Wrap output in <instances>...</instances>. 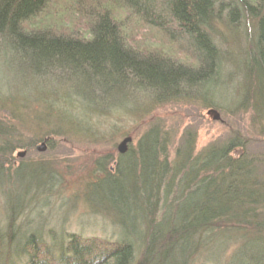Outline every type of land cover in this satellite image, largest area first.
I'll list each match as a JSON object with an SVG mask.
<instances>
[{
	"label": "trees",
	"instance_id": "16d2710c",
	"mask_svg": "<svg viewBox=\"0 0 264 264\" xmlns=\"http://www.w3.org/2000/svg\"><path fill=\"white\" fill-rule=\"evenodd\" d=\"M52 1L0 0V50L41 76L79 79L92 93L88 100L98 103L88 109V121L101 114L121 117L119 104L124 115L142 120L161 105L183 101L264 126V0H103L101 10L74 0L88 20L82 38L57 32L67 27L61 17L47 15ZM129 23L155 31L170 52L131 47ZM0 105L20 130L47 126L41 138L48 139L47 147L51 139L72 134L34 120L32 106H38L28 99ZM9 127L0 124V187L15 189L0 225V264H195L201 250L208 254L201 264H213L222 245L233 247L226 264H264V160L235 155L246 147L239 135L198 153L196 134L187 130L171 157V134L149 125L125 154L98 158L83 185L82 205L109 223L99 233L103 237L71 234L59 247L55 241L48 247L41 230L13 232L15 223L25 221L36 199L31 196L50 185L42 184L49 175L43 164L13 165L12 153L21 146ZM91 131L81 138L89 139ZM106 229L112 240L104 239Z\"/></svg>",
	"mask_w": 264,
	"mask_h": 264
},
{
	"label": "rangeland",
	"instance_id": "374dc122",
	"mask_svg": "<svg viewBox=\"0 0 264 264\" xmlns=\"http://www.w3.org/2000/svg\"><path fill=\"white\" fill-rule=\"evenodd\" d=\"M95 3H100L101 7L94 6ZM103 3V0H85L83 7L101 10ZM49 6H52L53 9L48 11L46 8L47 15L51 13L61 17L62 24L67 27V30L58 28L59 34L75 38L84 36L88 20L82 11L83 7H77L74 0H53ZM113 8L111 15L115 17L119 8L117 6ZM127 28L128 42L131 47L144 52V47L151 49L156 45L160 47L157 49L159 54L162 51L166 54V50L167 53L170 52L171 48L168 47L167 42L158 39L155 31L136 24L130 25V23ZM54 29L55 27H53ZM214 42L217 46H223L219 40H214ZM226 43L228 42L226 41ZM230 48L231 46L228 49ZM174 59L182 60L177 53H174ZM184 62L188 61L184 59ZM21 65L14 60L9 52L0 50V103L12 100V98L19 101L28 99L29 102H35L38 106V109L32 106V110L37 111L33 117L34 120L48 122V125H51L56 131L72 133L64 135L63 138L51 139L47 152L39 154L34 147L39 145L38 140H42V136L49 132L47 126L31 124L28 132L23 128L20 130L8 118V111H6L8 107L0 105V124L12 127V130L18 134L16 136L19 137V139L15 137L14 142H18L21 146L20 149L17 148L18 150L15 149L12 153L13 165L43 164L46 172H49L48 178L46 181L43 180L42 184L46 183L50 186L45 189H37L31 196V200L33 197L36 199L33 198L29 211L24 214L25 221L14 224L13 232H22V230L30 228L33 231L41 230L39 236L48 247L52 246L51 241H55L54 247H59L63 243L62 238L64 237L66 242L68 235L71 234L86 236L94 234L93 236L103 237L99 233L104 226L107 228L109 223L82 205L83 185L94 175L95 162L98 158L103 156L115 158L117 145L125 137L131 138V146L134 148L138 138L149 125L157 123L171 134V142L174 144L170 149L171 157L182 133L189 130L196 134V152L198 153L209 145L219 144L230 137L239 135L240 139L244 140L246 147L241 151L237 150L234 154L244 152V154H252L264 160V126H251L246 115L231 116L235 112L229 113V111L225 113L214 110L208 112L196 104H185L182 101L161 105L142 120H135L124 115L126 113L123 111L124 104H119L117 114H121V117L113 113L110 115L101 114L95 116V120L88 121L87 111L92 108L93 103L97 102L88 100L93 97L92 93L81 86L79 79L71 75L63 77L64 79L41 76L39 73L41 70L37 68L34 69L35 71L29 70L27 65ZM29 68L31 67L29 66ZM233 92L234 90H231L226 96H232ZM61 99L62 101H60ZM98 100L100 106H106L107 103L104 99L98 98ZM133 101H138V99H133ZM139 101L143 103L141 100ZM67 103L71 105L72 109L67 108ZM215 115L218 116L217 120H215ZM88 129H95V131L88 136L89 139H82L83 131ZM15 146V144L12 145L14 148ZM20 153L24 154L22 158L18 157ZM30 174L32 175L31 172ZM23 179L30 181L25 176ZM4 185V191L0 187V225L5 220L3 215L8 202L7 198L10 196V192L15 189L8 184ZM27 217H29L28 220ZM106 230L108 234L104 233V239L112 240L114 236L109 233V229ZM115 233H120V231ZM232 250V246L223 247L222 245V248L215 252L216 257L213 264H226V261L231 257ZM200 252V258L195 264L203 263L202 259L208 257V254L203 250ZM18 261L16 259L12 264H21V261Z\"/></svg>",
	"mask_w": 264,
	"mask_h": 264
},
{
	"label": "water",
	"instance_id": "95a60500",
	"mask_svg": "<svg viewBox=\"0 0 264 264\" xmlns=\"http://www.w3.org/2000/svg\"><path fill=\"white\" fill-rule=\"evenodd\" d=\"M218 119V116L215 115V120ZM47 141L45 140L42 144H40L37 148L36 151L39 153H44L46 151V143ZM131 143V139L130 138H125L117 147V152L119 155H123L125 154L126 150H127V145H129ZM24 156L23 153L18 154L19 158H22Z\"/></svg>",
	"mask_w": 264,
	"mask_h": 264
},
{
	"label": "flooded vegetation",
	"instance_id": "af4514ba",
	"mask_svg": "<svg viewBox=\"0 0 264 264\" xmlns=\"http://www.w3.org/2000/svg\"><path fill=\"white\" fill-rule=\"evenodd\" d=\"M44 141H45V139H44V140H42V141H41V142H39V143L41 144V143H42V142H44ZM46 141L48 142V139H47ZM47 142H46V143H47ZM40 144H39V145H40ZM39 145H35V147H34V148H35V151H36V148H37ZM47 149H48V147H47V145H46V151H45L44 153H46V152H47ZM36 152H37V151H36ZM37 153H39V152H37ZM44 153H39V154H44Z\"/></svg>",
	"mask_w": 264,
	"mask_h": 264
},
{
	"label": "bare ground",
	"instance_id": "6f19581e",
	"mask_svg": "<svg viewBox=\"0 0 264 264\" xmlns=\"http://www.w3.org/2000/svg\"><path fill=\"white\" fill-rule=\"evenodd\" d=\"M93 133H94V131H91V133L89 134V136H90L91 134H93ZM125 138H130V137H125ZM125 138H123V139L121 140V142H122ZM130 139H131V138H130ZM131 141H132V140H131ZM121 142H120V143H121ZM120 143H119V144H120ZM119 144H118V145H119ZM130 144H131V143H130ZM130 144H129V145H130ZM118 145H117V147H118ZM129 145H127V149H128V147H129ZM116 150H117V148H116ZM126 152H127V150H126ZM126 152H125V153H126ZM117 154H118V152H117ZM45 199H46V198H45Z\"/></svg>",
	"mask_w": 264,
	"mask_h": 264
}]
</instances>
